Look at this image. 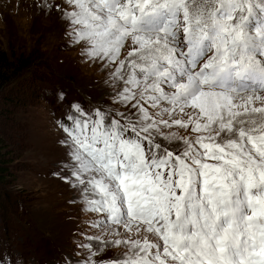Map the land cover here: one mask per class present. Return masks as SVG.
Wrapping results in <instances>:
<instances>
[{"label":"snow or ice","instance_id":"snow-or-ice-1","mask_svg":"<svg viewBox=\"0 0 264 264\" xmlns=\"http://www.w3.org/2000/svg\"><path fill=\"white\" fill-rule=\"evenodd\" d=\"M42 7L107 73V107L56 121L89 214L61 264H264V0Z\"/></svg>","mask_w":264,"mask_h":264},{"label":"rangeland","instance_id":"rangeland-1","mask_svg":"<svg viewBox=\"0 0 264 264\" xmlns=\"http://www.w3.org/2000/svg\"><path fill=\"white\" fill-rule=\"evenodd\" d=\"M44 2L0 0V52L18 70L0 94L9 172L0 182V248L19 264H61L84 239L89 214L81 211L77 191L54 175L65 158L56 121L72 103L91 111L108 101L106 71L81 57L65 36L60 13L43 8Z\"/></svg>","mask_w":264,"mask_h":264},{"label":"trees","instance_id":"trees-1","mask_svg":"<svg viewBox=\"0 0 264 264\" xmlns=\"http://www.w3.org/2000/svg\"><path fill=\"white\" fill-rule=\"evenodd\" d=\"M13 63L8 60L4 52H0V94L5 87L13 81L18 70L12 69ZM9 174L7 154L3 152V144L0 140V182Z\"/></svg>","mask_w":264,"mask_h":264}]
</instances>
